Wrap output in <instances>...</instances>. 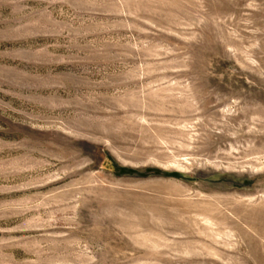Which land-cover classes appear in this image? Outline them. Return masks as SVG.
<instances>
[{"label":"rangeland","instance_id":"obj_1","mask_svg":"<svg viewBox=\"0 0 264 264\" xmlns=\"http://www.w3.org/2000/svg\"><path fill=\"white\" fill-rule=\"evenodd\" d=\"M0 264H264V0H0Z\"/></svg>","mask_w":264,"mask_h":264}]
</instances>
